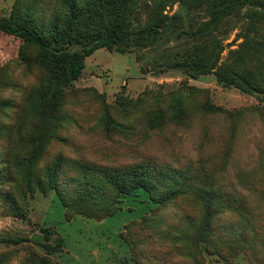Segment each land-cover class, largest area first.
<instances>
[{
    "label": "rangeland",
    "instance_id": "rangeland-1",
    "mask_svg": "<svg viewBox=\"0 0 264 264\" xmlns=\"http://www.w3.org/2000/svg\"><path fill=\"white\" fill-rule=\"evenodd\" d=\"M40 1L0 0V20L19 19L17 10L24 5L37 10ZM134 1L128 19L132 29L157 25L161 17H167L166 25L158 28L150 45L128 40L127 51L98 49L85 59L82 76L63 89L51 116L35 175L45 180L47 168L58 165L56 192L70 202L83 183L86 187L82 172L90 165L120 170H157L156 166L182 172L203 167L213 171L230 193L233 189L248 200L257 234L250 235L249 243L226 245L229 237L223 232H250L251 226L238 223L237 228L234 215L221 213L208 239L203 238L205 243H191L200 218L188 198L179 195L161 207L151 202L153 196L187 190V184L180 181L152 180L149 195L137 190L119 198V211L103 219L97 215L99 211L91 214L95 208L78 212L73 206L71 219H66L65 208L53 190H36L20 208L0 190V264H40L43 260L45 264H150L135 257L129 242L137 243L145 254L154 250L155 260L161 255L168 264H264V93L227 86L214 74L191 79L173 66L187 59L196 44H204L187 31L206 20L207 0L199 1L200 5L190 2L191 7L185 3L189 0ZM238 23L229 20V32L214 35L224 45L222 61L242 41L235 40L241 28ZM22 45L18 38L0 33V148L7 144L6 128L16 122L15 112L25 93L43 77L41 67L20 59ZM260 67L264 73V55L248 64L250 70ZM192 87L200 91L195 94L196 104L185 123H175L172 102L190 94ZM203 105L217 110L205 112ZM44 123L47 121L42 119L26 122L25 134H42L48 128ZM234 125L239 128L231 136ZM2 159L0 154V169L5 167ZM91 186L96 188L89 187L98 193L97 198L106 197V189L111 190ZM133 222L141 223L132 228ZM164 233L170 234V241L164 240ZM58 243L56 253L42 247Z\"/></svg>",
    "mask_w": 264,
    "mask_h": 264
},
{
    "label": "trees",
    "instance_id": "trees-1",
    "mask_svg": "<svg viewBox=\"0 0 264 264\" xmlns=\"http://www.w3.org/2000/svg\"><path fill=\"white\" fill-rule=\"evenodd\" d=\"M199 1L203 0H189L185 3L191 7V3L200 5ZM134 5V0H41L37 10L26 5L17 10L16 16L19 19L0 20V33L12 35L23 44L20 47V59L27 64L33 62L43 70L41 81L38 80L32 85L22 98V106L15 112L16 122L6 128L9 134L7 144L0 148V154L4 157L2 160L5 162L4 169H0V190L18 208L21 205L25 207L26 199L32 197L36 190L43 193L53 190L65 208L66 219H71L75 207L78 212L95 208L91 214L99 211L97 215L103 219L119 211V198L129 196L137 190H143L149 195V184L152 180H167V183L172 180L178 184L180 181L181 184H187V190L181 188L163 197L153 196L151 202L161 207L171 204L179 195L188 198L190 206L200 218L191 243H205L203 240L208 239L214 221L221 213L234 215L236 220L233 222L237 228L238 223L245 228L251 226L250 232L246 229H236L228 234L226 231L222 233L221 228L220 232L229 237L226 245L238 246L243 241L249 243L252 240L250 235L255 236L257 233L253 227V210L249 207L248 200L233 189L230 193L213 171L203 167L182 172L156 166L154 168L157 170H120L90 165L82 172L83 181L88 188L83 183V189L75 191L70 202L56 192L59 180V171L56 169L58 165L47 168L45 180L34 173V167L38 164L48 140L50 121L53 118L51 116L56 113L63 89L82 76L85 59L98 49L127 51L125 48L130 47L128 40L140 46L150 45L158 28L166 25L167 17H161L158 26L132 29L128 19ZM205 9L209 14L206 20L187 31L190 37L204 40L199 43L204 44H196L187 59L175 62L173 66L184 70L191 79L214 74L218 82L227 86H234L247 93H264L263 69H248V64L258 56L264 55V0H207ZM229 20H235L241 25L235 40L242 41L235 49L229 50L227 59L222 61L224 45L214 35L218 32L220 36H225L230 29V26L226 25ZM124 45L125 47H122ZM78 46L80 50L74 49ZM190 91V94L177 96L172 102L175 123H185V116L196 104L195 94L200 91L194 87L190 88ZM192 93L194 96L191 98ZM202 108H205V112L217 110L209 105H203ZM230 117L233 118V115L230 114ZM34 119L47 121L44 123V126L48 127L47 130L44 129V135L40 134V131L37 136L25 134L26 122ZM238 128L239 125L232 127L231 136ZM91 185L110 187L113 192L106 189L107 196L97 198L98 193L90 189L94 188ZM91 214H86L85 217ZM140 223L133 222L132 228ZM127 232L130 235L129 229ZM162 235L165 241H170V234ZM7 242L16 245L20 243L19 240ZM128 245L138 260L146 259L150 264L167 262L161 255L155 260L157 254L154 250L149 249V254H145L137 249V243L129 242ZM42 247L48 253L60 251L59 243L56 246L44 244ZM190 251L186 250L189 255ZM46 262L43 260L40 264Z\"/></svg>",
    "mask_w": 264,
    "mask_h": 264
}]
</instances>
